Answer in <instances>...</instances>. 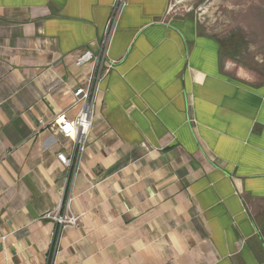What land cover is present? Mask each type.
<instances>
[{"label": "crops", "instance_id": "obj_1", "mask_svg": "<svg viewBox=\"0 0 264 264\" xmlns=\"http://www.w3.org/2000/svg\"><path fill=\"white\" fill-rule=\"evenodd\" d=\"M173 2L125 0L77 154L115 0H0V264H264V80Z\"/></svg>", "mask_w": 264, "mask_h": 264}, {"label": "rangeland", "instance_id": "obj_2", "mask_svg": "<svg viewBox=\"0 0 264 264\" xmlns=\"http://www.w3.org/2000/svg\"><path fill=\"white\" fill-rule=\"evenodd\" d=\"M173 4L196 17L230 56L264 80V0H174Z\"/></svg>", "mask_w": 264, "mask_h": 264}, {"label": "built area", "instance_id": "obj_3", "mask_svg": "<svg viewBox=\"0 0 264 264\" xmlns=\"http://www.w3.org/2000/svg\"><path fill=\"white\" fill-rule=\"evenodd\" d=\"M125 6V0H115L113 13L108 21V25L101 43L100 53L95 56L90 50L79 53L75 60V64L82 67L86 64L93 63L94 68L88 75L84 84L78 86L74 91L76 105H81L77 116L70 120L65 116L57 117L51 124L50 129L58 132L63 137L72 139L77 145V154L84 150V141L89 133L92 116L94 111L95 95L101 78L107 74L113 67L112 63L106 60L107 47L110 40V32L114 27L120 11ZM58 160L66 167L72 168L74 161L66 156L65 153H58ZM70 196L65 197L59 209L48 212L44 215V219L55 222L58 226L55 240L60 237L61 233L68 227L77 226L80 223V217L74 215L70 210ZM52 253L55 252L56 246Z\"/></svg>", "mask_w": 264, "mask_h": 264}]
</instances>
